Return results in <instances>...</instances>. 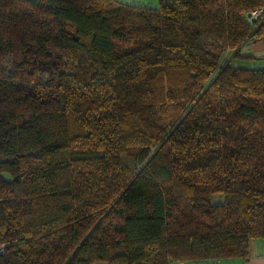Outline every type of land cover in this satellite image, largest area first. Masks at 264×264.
I'll return each mask as SVG.
<instances>
[{"label":"trees","instance_id":"16d2710c","mask_svg":"<svg viewBox=\"0 0 264 264\" xmlns=\"http://www.w3.org/2000/svg\"><path fill=\"white\" fill-rule=\"evenodd\" d=\"M262 4L0 0V264L246 257L264 61L244 14Z\"/></svg>","mask_w":264,"mask_h":264},{"label":"crops","instance_id":"0c3cea01","mask_svg":"<svg viewBox=\"0 0 264 264\" xmlns=\"http://www.w3.org/2000/svg\"><path fill=\"white\" fill-rule=\"evenodd\" d=\"M244 55H252L264 61V38L254 40L242 49ZM235 264H264V237L249 241V252L244 258H235ZM219 261L210 264H219Z\"/></svg>","mask_w":264,"mask_h":264},{"label":"rangeland","instance_id":"374dc122","mask_svg":"<svg viewBox=\"0 0 264 264\" xmlns=\"http://www.w3.org/2000/svg\"><path fill=\"white\" fill-rule=\"evenodd\" d=\"M123 3H128V4H138V5H145V6H157L158 5V0H119ZM13 8L17 10L18 12H32L31 9L27 8L26 6L13 2ZM235 261L237 259H222L219 261V264H235ZM91 264H107L105 261H94Z\"/></svg>","mask_w":264,"mask_h":264},{"label":"built area","instance_id":"2783aa9c","mask_svg":"<svg viewBox=\"0 0 264 264\" xmlns=\"http://www.w3.org/2000/svg\"><path fill=\"white\" fill-rule=\"evenodd\" d=\"M254 30H260V38H264V4L257 6L244 14Z\"/></svg>","mask_w":264,"mask_h":264}]
</instances>
